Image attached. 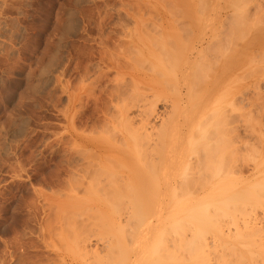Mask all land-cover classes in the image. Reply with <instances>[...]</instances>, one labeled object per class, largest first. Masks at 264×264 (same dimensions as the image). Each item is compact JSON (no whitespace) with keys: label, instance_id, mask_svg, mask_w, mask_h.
Here are the masks:
<instances>
[{"label":"bare ground","instance_id":"bare-ground-1","mask_svg":"<svg viewBox=\"0 0 264 264\" xmlns=\"http://www.w3.org/2000/svg\"><path fill=\"white\" fill-rule=\"evenodd\" d=\"M207 1H198L203 9L186 5L187 10L164 13L170 28L168 21L163 26L161 13H146L152 11L146 6L124 10L132 28L103 23L88 28L98 35L102 68L88 84V153L75 154L84 160V188L66 176L79 187L71 185L69 202L50 205L48 219L40 220L38 239L58 260L31 243L17 264H208L222 244L233 264H264V152L253 151L249 125L240 136L232 127L240 59L233 46L240 41L235 33L245 36L246 28L238 22L239 30L231 16L234 27L212 24V13L218 15L214 20L222 13ZM147 15L152 24L143 23ZM73 159L69 155L67 161ZM216 230L222 236L228 230L230 242L218 245L205 237Z\"/></svg>","mask_w":264,"mask_h":264},{"label":"rangeland","instance_id":"rangeland-1","mask_svg":"<svg viewBox=\"0 0 264 264\" xmlns=\"http://www.w3.org/2000/svg\"><path fill=\"white\" fill-rule=\"evenodd\" d=\"M182 1L0 0V264H9L10 261L18 262L20 256H23L21 254L26 253L27 246H31L33 243V246L37 245L38 247L39 245V251L41 254H45L44 257H51V260L54 261L58 260L54 253L51 254L49 250L44 248V243L40 241L41 238L39 237L42 231L37 229L40 227L42 230L40 220L45 221L46 210L48 214L50 205L55 204L54 206L57 207L61 205L58 203L69 202V195H73V188L71 190V187L77 188L80 185L84 188L82 181L83 176L87 173L82 171L84 160L75 154L88 153V134L92 133L88 131V84L99 75L100 68H102L97 53L99 48L96 45L98 35L89 29L102 23L108 27L121 24L132 28L134 21L126 16L124 10H138V7L139 9L141 7L143 11L146 8L147 10H156L153 12L145 10L146 13L150 12L153 16L156 12L161 13L164 17V22H162L164 27L166 26L165 22L168 21L167 28H170L173 23L171 19H165L164 13L168 16L167 12L170 13L183 8V10L188 8L199 10V7L203 9V2H201L202 4L198 2L200 0H188V2L184 0L185 4ZM247 1L249 2L247 3ZM135 2L139 5L135 6ZM237 2L238 0H214L213 2L211 0V6L208 5V7H212L211 10L214 8L221 9L220 14L222 13V16L216 17L217 20L214 19L218 15H214V13L211 15V18L213 17L211 23L216 22L215 24L220 26V29H223L221 27L223 24H231V18L233 21L236 20L237 25L238 22L242 23V26L239 24L237 28L240 26L246 28V32L242 34L245 36H241V33L240 36L235 33L237 37L233 35L234 38L238 39L239 37L240 41L234 43L233 38L231 42L232 46L233 43L239 44L238 47L233 46V54L237 55L236 58L240 57L239 61L237 59V66L235 65L237 69L234 68L238 78L237 82L234 79L236 84L233 86V94L236 100V106L232 112L233 134L235 136L245 134L244 132H247L246 128L249 125L250 128L247 132L249 135L247 133L246 135L249 136V143L254 145V147L251 146L253 151L260 149L259 152H264V107L262 108L264 106V18L262 17L264 16V0H241ZM218 9L216 10L219 12L220 9ZM120 10L123 14H119ZM252 12L253 16L250 14ZM236 14L242 17L237 19ZM149 18L148 15L145 19L143 18V23L147 20L146 23L152 24L153 19L150 20ZM209 18L206 19L208 22H210ZM155 20L156 18L154 22L158 19ZM197 20H200V23L207 22L202 18ZM217 21H220L219 24ZM224 21L226 22L224 23ZM235 23L233 22V25L236 26ZM229 24L226 25L229 27ZM243 25H248L249 30ZM237 28L238 32L244 30V28L242 30L240 28L241 31H239ZM96 37L97 39H95ZM223 37L225 38V36ZM245 54L248 59L246 61L245 56L243 62L241 56ZM244 92L248 96L245 102L242 101ZM245 116L250 117L249 120L247 118V121L244 120ZM245 125H247L246 128ZM67 154L74 156L71 163L67 161L69 156ZM60 163L62 164L60 165ZM67 170L73 174H68L69 171ZM55 174L58 176L55 177ZM68 175H72L74 177L72 179H75L78 185L75 182L74 185L73 180L68 182L67 178L71 180ZM68 189L71 190V194H68L70 193ZM59 192L62 194L60 193V195ZM56 193L60 197H56ZM82 194L80 193V195ZM66 196L68 199L65 198ZM40 202L41 204H39ZM263 220L264 216H262V223L264 224ZM233 230H230L231 233ZM216 231H210L205 237L210 242H216V244L221 241L227 242V240L230 242L228 236H225L229 233L228 230L224 231L226 232L225 235L223 234L224 236L217 234L219 232ZM263 233L264 231L262 235ZM221 238L222 240H220ZM49 239L51 242L52 240L56 241L57 238L51 240L50 237ZM220 247L226 250L216 249L217 251L210 257L213 260L208 264H227L224 263L225 258H227V262L232 263L228 247L225 248L224 244ZM8 254L14 260L8 258ZM41 257L43 256L41 255ZM222 257L224 261L221 260Z\"/></svg>","mask_w":264,"mask_h":264}]
</instances>
